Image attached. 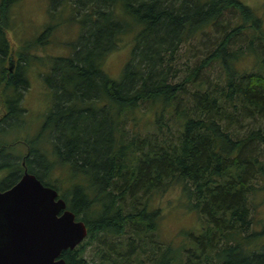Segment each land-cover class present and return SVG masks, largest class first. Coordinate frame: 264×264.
<instances>
[{"label": "trees", "instance_id": "16d2710c", "mask_svg": "<svg viewBox=\"0 0 264 264\" xmlns=\"http://www.w3.org/2000/svg\"><path fill=\"white\" fill-rule=\"evenodd\" d=\"M18 1L0 0L4 63ZM63 11L80 35L68 55L51 58L44 80L52 105L37 130L23 121L30 55L2 67L1 186L20 178L14 155L28 149L29 171L87 228L80 244L62 251L65 264H264V229L252 228L249 208V197L264 192L255 183L264 178L261 18L240 0H62L49 14ZM125 37L132 46L115 80L103 63ZM251 54L252 71L240 70ZM140 122L145 127L135 128ZM20 125V140L3 141ZM53 171L69 184L63 194ZM169 186L201 222L176 246L160 240L151 206Z\"/></svg>", "mask_w": 264, "mask_h": 264}, {"label": "rangeland", "instance_id": "374dc122", "mask_svg": "<svg viewBox=\"0 0 264 264\" xmlns=\"http://www.w3.org/2000/svg\"><path fill=\"white\" fill-rule=\"evenodd\" d=\"M58 1L61 2L62 0H19L12 6L10 18L7 20V23H9L7 38L10 44V56L5 63L0 59V77L2 67L8 68L10 66L9 62L16 63L18 53L30 55V63L25 66L28 89L22 99V106L26 109L23 121L29 124V131H35L40 127L44 111L46 112L52 105V94L44 80L45 74L51 67V58L68 55L70 46L80 35H78V32L75 34L74 28L71 27L72 30L68 28L70 18L66 11L49 14L51 5L57 4ZM240 1L249 6L253 13L261 18V28L264 32V0ZM58 8H60V5ZM48 25H52V28L55 29L42 38L41 42H38L37 39L40 33ZM131 46V38L125 37L119 42L118 48L106 55L103 64L112 79L118 80L120 78L124 64L129 57ZM256 62L255 55H245L240 58L237 66L240 70L252 71V66ZM1 90L0 82V93ZM49 100L50 105H48ZM143 127L145 126L141 125L140 122L135 128L143 129ZM25 130L26 127L20 125L18 128L11 129L10 132L5 131L2 135L5 138L3 141H12L16 138L20 140V136H23ZM15 143L16 141H14ZM18 143L14 145L15 149L19 145ZM6 175L0 171V186ZM51 177V181L59 183L57 185H60V194H63L62 189H65L69 184L63 181L64 177L62 178V175L57 171H53ZM10 181L11 178L7 177L4 184ZM255 183L257 187L264 186V178H259ZM178 197L179 193L176 186L166 187V189L160 190L151 197V206L153 209H158L160 217L157 231L159 238L161 241L171 243L174 246L182 241L183 236L181 234L184 231L197 232V230H200L201 223L193 211L187 210L184 206H179ZM249 204L250 216L253 222L252 228L261 232L264 229V192L256 190L255 194L249 197ZM259 242L264 243V231ZM89 250L90 248L86 250V253ZM86 257H89V255L87 254Z\"/></svg>", "mask_w": 264, "mask_h": 264}, {"label": "water", "instance_id": "95a60500", "mask_svg": "<svg viewBox=\"0 0 264 264\" xmlns=\"http://www.w3.org/2000/svg\"><path fill=\"white\" fill-rule=\"evenodd\" d=\"M87 235L58 192L25 173L0 191V264H65L61 253Z\"/></svg>", "mask_w": 264, "mask_h": 264}, {"label": "flooded vegetation", "instance_id": "af4514ba", "mask_svg": "<svg viewBox=\"0 0 264 264\" xmlns=\"http://www.w3.org/2000/svg\"><path fill=\"white\" fill-rule=\"evenodd\" d=\"M20 152L17 154V155H14V158H16L17 160H19V161H21V167H22V173H21V175H20V178L25 174V173H28V174H31V175H34V174H32L30 171H29V169H28V167H27V165H26V160L29 158V155H30V152L28 151V149H24V151L22 150V152H21V150H19ZM29 160H32V158H29ZM35 176V175H34ZM19 178V179H20ZM18 179V180H19ZM17 180V181H18ZM16 181V182H17ZM15 182V183H16ZM14 183V184H15ZM14 184H12V185H10V186H8V187H2V186H0V191L2 192V191H4V190H6V189H8V188H10L11 186H13Z\"/></svg>", "mask_w": 264, "mask_h": 264}]
</instances>
